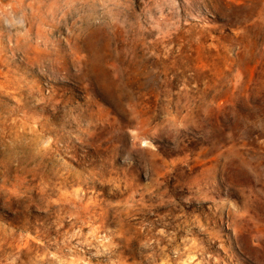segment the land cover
<instances>
[{
    "label": "rangeland",
    "instance_id": "374dc122",
    "mask_svg": "<svg viewBox=\"0 0 264 264\" xmlns=\"http://www.w3.org/2000/svg\"><path fill=\"white\" fill-rule=\"evenodd\" d=\"M0 264H264V0H0Z\"/></svg>",
    "mask_w": 264,
    "mask_h": 264
}]
</instances>
